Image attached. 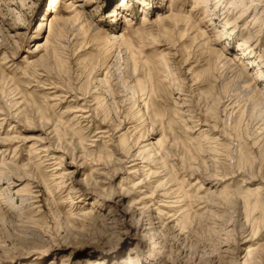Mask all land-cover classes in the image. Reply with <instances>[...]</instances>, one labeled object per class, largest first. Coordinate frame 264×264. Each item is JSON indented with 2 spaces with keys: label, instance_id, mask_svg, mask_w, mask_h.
I'll use <instances>...</instances> for the list:
<instances>
[{
  "label": "rangeland",
  "instance_id": "374dc122",
  "mask_svg": "<svg viewBox=\"0 0 264 264\" xmlns=\"http://www.w3.org/2000/svg\"><path fill=\"white\" fill-rule=\"evenodd\" d=\"M0 264H264V0H0Z\"/></svg>",
  "mask_w": 264,
  "mask_h": 264
},
{
  "label": "bare ground",
  "instance_id": "6f19581e",
  "mask_svg": "<svg viewBox=\"0 0 264 264\" xmlns=\"http://www.w3.org/2000/svg\"><path fill=\"white\" fill-rule=\"evenodd\" d=\"M122 3H123V1H122ZM253 4V3H252ZM58 19H57V17L55 16V15H53L51 18H50V23L48 24V34H47V36H46V39H45V43H44V45L45 44H47L48 42H49V38L50 37H52V31H53V28H52V26H53V24H54V26L55 25H58ZM40 25V24H39ZM202 33V32H201ZM205 35V33H203L201 36H204ZM205 43V42H204ZM209 44V43H208ZM210 45V44H209ZM41 46H43V44L42 45H40V44H38L37 46H36V50H37V48L38 47H41ZM54 54V53H53ZM229 64H231V63H229ZM231 66V65H230ZM173 67V66H172ZM166 68H167V77L168 78H170L171 76L173 77L174 75H175V73H174V69L173 68H171L169 65H167L166 66ZM228 68V67H227ZM177 72V71H176ZM239 72L241 73V74H239V75H243V73L245 72L244 70H239ZM166 74V73H165ZM244 74H247V73H244ZM248 75H246V79H248V77H247ZM175 77V76H174ZM179 78V76L178 77H176V78H171L170 79V81H173V80H175V79H178ZM250 79H248V81H249ZM142 154V153H141ZM210 159V158H209ZM71 173L72 172H66V173H64V175H63V177L64 178H67V177H69V176H65V175H71ZM147 175H149V174H147ZM98 176L99 177H102L103 175H100V174H98ZM162 185V184H161ZM161 185H159V186H161ZM158 186V187H159ZM201 187V186H200ZM164 195V194H163ZM168 196V195H167Z\"/></svg>",
  "mask_w": 264,
  "mask_h": 264
}]
</instances>
